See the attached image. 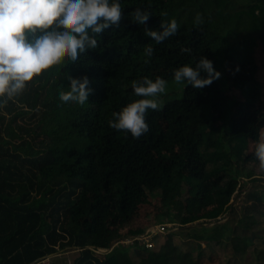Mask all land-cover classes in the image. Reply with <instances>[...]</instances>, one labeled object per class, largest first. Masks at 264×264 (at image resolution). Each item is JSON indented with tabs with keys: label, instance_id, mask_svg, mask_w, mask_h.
<instances>
[{
	"label": "trees",
	"instance_id": "1",
	"mask_svg": "<svg viewBox=\"0 0 264 264\" xmlns=\"http://www.w3.org/2000/svg\"><path fill=\"white\" fill-rule=\"evenodd\" d=\"M119 3L120 25L98 34L96 49L81 53L76 63L65 59L44 70L0 108V264H37L68 249L78 254L64 264H214L199 242L194 254L188 243L184 250L172 242V233L154 250L136 242L113 245L143 231L133 224L153 200L159 202L153 209L159 223H215L190 233L196 241H226L237 252L257 234L252 211L259 192H246L255 203L239 216L230 203L241 185L237 174L253 175L247 163L257 162L253 147L264 126V107L248 89L251 59L226 29L233 23V1ZM136 8L151 13L146 25L131 20ZM237 13L243 37L264 42V0H247ZM197 14L201 25H194ZM173 18L180 28L164 42L144 34V27L160 31V22ZM148 45L154 52L145 64ZM185 47L191 52L180 51ZM201 56L221 73L210 86L167 100L161 113L149 110V131L139 139L109 127L112 112L140 98L131 88L134 80L149 78L153 67L162 69L161 78L173 79V69L194 66ZM82 76L92 89L88 101L62 103L59 92L69 90L68 77ZM234 87L246 89L245 100L230 93ZM229 163L236 172H227ZM223 172L228 180L220 184ZM138 251L147 257L135 262Z\"/></svg>",
	"mask_w": 264,
	"mask_h": 264
},
{
	"label": "clouds",
	"instance_id": "2",
	"mask_svg": "<svg viewBox=\"0 0 264 264\" xmlns=\"http://www.w3.org/2000/svg\"><path fill=\"white\" fill-rule=\"evenodd\" d=\"M167 16L166 12L161 14ZM151 13L136 8L131 20L146 25ZM122 7L119 0H0V108L19 97L34 77L44 70L61 64L65 59L76 63L81 53L98 47V34L111 26L119 27ZM197 14L194 25H201ZM180 28L176 19L160 22V31L144 27V34L157 44L174 36ZM183 53L190 48H181ZM154 49H144V63L148 64ZM201 73H206L202 76ZM213 62L201 56L194 66L184 64L173 69L176 84L202 89L219 79ZM69 90L59 92L62 103L84 105L92 92L87 76L68 77ZM168 81L157 76L134 80L131 88L136 97L112 112L108 125L112 129L139 139L149 131L146 117L149 110L158 111L161 95L166 94ZM253 155L264 169V140L257 141Z\"/></svg>",
	"mask_w": 264,
	"mask_h": 264
},
{
	"label": "rangeland",
	"instance_id": "3",
	"mask_svg": "<svg viewBox=\"0 0 264 264\" xmlns=\"http://www.w3.org/2000/svg\"><path fill=\"white\" fill-rule=\"evenodd\" d=\"M233 5H231L232 10V25H227V30H231L232 39L234 41H238L240 44V52L243 57L249 56L251 60H249L250 66L252 67V79L248 86V89L251 87L254 92L255 103L260 104L264 107V42L260 39L255 38H245L243 37L246 29L243 30V27L240 24H236V19L239 13L240 6H244L247 0H232ZM162 69L160 67H153L150 70V79H155L157 76L160 77ZM164 79V78H163ZM168 81L166 94H162L161 99V107L157 111L161 113L164 104L167 100L171 98H179L183 95L190 96L192 91V86H185L184 84H176L173 79H165ZM246 91L243 87L231 88L230 93L239 98L246 99L245 96L242 95V92ZM251 94V93H250ZM254 101V100H253ZM159 122L162 124L163 121L160 116H158ZM264 140V126L261 128L259 132V141ZM247 168L252 169V176H247L245 174H237L238 175V183L241 184L240 187L235 188L231 194L230 203H232L236 207V215L239 216L243 212L244 206L248 205L250 202H254L253 198H249L246 195L247 191H255L259 192L260 200L258 202H254L256 207L253 209V215L257 220L254 224L252 230L257 233L253 237L247 240L246 248L244 251H233L231 249V245L226 241L220 242H205V241H196L194 238L190 237V233H198L202 230L210 228L214 222L207 221H198L194 222L186 227H179V224L172 223L173 225L169 227V230H166L163 233H157L153 236L154 245L151 248H147V250H154V248H158L160 244L163 243L166 234L172 233V242L178 244L182 249H186L184 243H188L187 245L190 250L196 254L197 252V243L199 242L201 251L203 252V257L209 261H213L214 264H264V169H261L259 166V162H255V164L247 163ZM235 164L229 163V168L227 172H236L234 167ZM239 167V164H238ZM212 165H208V172L212 169ZM247 170V169H245ZM224 173V172H223ZM223 175L220 184H224L227 179V173L221 174ZM237 186V185H236ZM255 191V192H257ZM154 204L159 207V202H154V200L147 205L145 209H143L142 213L146 215H142L138 218L137 222L133 225L135 227H142L144 230L147 226L156 225L159 223L153 216ZM226 213L221 216L220 221L225 219ZM162 222H168L163 219ZM129 227V226H128ZM127 226L121 229V232H125ZM187 236V237H184ZM189 236V237H188ZM119 242V241H118ZM117 241L114 242L113 245H116ZM153 248V249H152ZM188 248V249H189ZM134 253V252H133ZM77 251L75 249H68L66 251L60 252L53 256L52 258H46L41 260L37 264H44L48 260L56 261L60 264L70 263L73 258L77 255ZM146 251H138V253L132 254V257L135 262H138L141 257H147ZM143 264H147L145 262H141Z\"/></svg>",
	"mask_w": 264,
	"mask_h": 264
},
{
	"label": "built area",
	"instance_id": "4",
	"mask_svg": "<svg viewBox=\"0 0 264 264\" xmlns=\"http://www.w3.org/2000/svg\"><path fill=\"white\" fill-rule=\"evenodd\" d=\"M173 224L171 222H160L156 225L147 226L140 234L126 237L120 240V243H133L144 245L146 248H151L154 245L153 236L157 233H163L169 230ZM118 243V241H117ZM100 251H105L106 249H99Z\"/></svg>",
	"mask_w": 264,
	"mask_h": 264
}]
</instances>
